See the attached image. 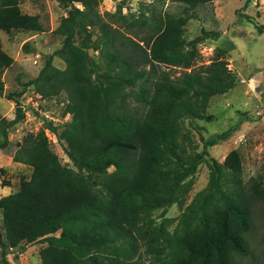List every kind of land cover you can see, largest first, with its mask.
<instances>
[{
    "label": "trees",
    "instance_id": "trees-1",
    "mask_svg": "<svg viewBox=\"0 0 264 264\" xmlns=\"http://www.w3.org/2000/svg\"><path fill=\"white\" fill-rule=\"evenodd\" d=\"M55 1L65 12L54 30L61 46L23 86L42 98L66 94L71 118L45 128L71 165L52 150L44 128L16 143L12 159L32 170L0 198L2 261L8 264L10 249L40 242L41 264H236V255L248 254L256 206L264 210L263 178L243 180L236 149L223 161L210 155L208 146L233 130L200 136L198 151L185 123L209 119V99L238 82L222 49L189 69L199 57L197 43L218 33L202 29L187 40L185 26L213 0H173L180 12L164 10L167 0H150L136 17L121 4L100 12L102 0ZM41 28L19 0H0V30L10 36ZM256 29L262 33L264 23ZM54 56L64 68L53 65ZM13 63L0 40V95L2 72ZM168 67L185 71L173 76ZM4 97L15 109L12 118L0 116V149L10 144L8 128L24 118L15 94ZM202 163L207 183L186 202ZM173 204L180 212L166 216Z\"/></svg>",
    "mask_w": 264,
    "mask_h": 264
},
{
    "label": "rangeland",
    "instance_id": "rangeland-1",
    "mask_svg": "<svg viewBox=\"0 0 264 264\" xmlns=\"http://www.w3.org/2000/svg\"><path fill=\"white\" fill-rule=\"evenodd\" d=\"M19 1L23 12L39 16L42 28L37 32L18 31L10 36L0 30L2 49L14 59L13 65L2 72L4 90L3 95H0V116L12 118L14 115L15 102L5 98L6 93H14V100L24 110V118L8 128L10 143L8 148L0 149V190H3L0 191V197L17 191L20 179L30 177L31 167L14 161L12 155L17 142L35 135L42 128L49 138L52 150L61 162L70 164L64 153L62 142L45 128L47 121L59 126L71 118V115L64 113L67 105L66 94L42 98L35 92L32 85L23 86L25 82L38 75L44 58L61 46L63 37L54 30L65 12L55 0ZM149 1L102 0L99 10L114 12L121 4L124 14L136 17L142 3ZM217 7L220 10L223 8L219 16L215 11ZM164 10L180 12L181 6L176 1L167 0ZM246 16H249L251 21ZM263 23L264 0H215L206 5V8H200L196 18L189 19L185 26L184 37L191 40L198 36L202 29L218 33V38L208 37L197 43L199 57L189 69L209 63L214 52L222 49L225 51L224 56L229 63V68L238 78V83L232 90L210 98L206 109L209 119L185 120L191 131L192 144H196L199 151L202 148L200 136L208 138L233 130L228 139L208 146L210 155L223 161L230 150L236 149L242 161L243 180L261 176L264 185V31L259 35L256 29L257 25ZM80 36L81 34L76 36L77 40ZM90 53L92 54L91 50ZM52 63L60 69L65 66L57 56L53 57ZM167 70L173 76H178L185 71L179 67H168ZM190 122L192 127L189 126ZM189 147L192 146L189 145ZM112 169V167L109 168V170ZM207 180L208 167L202 163L197 167L194 183L186 202L205 187ZM6 182H9L11 187L4 188ZM255 210L256 224L251 235L248 236V254L236 255V264H264V219L260 215L264 213V210L260 205H257ZM179 212V207L173 204L168 207L166 216L176 217ZM158 213L159 210L153 215L157 216ZM44 245L45 243L40 242L28 244L25 246L26 251L22 254L16 252L17 249H10L6 254L11 260L7 262L8 264H32L37 248ZM0 264H6L2 261L1 254Z\"/></svg>",
    "mask_w": 264,
    "mask_h": 264
},
{
    "label": "crops",
    "instance_id": "crops-1",
    "mask_svg": "<svg viewBox=\"0 0 264 264\" xmlns=\"http://www.w3.org/2000/svg\"><path fill=\"white\" fill-rule=\"evenodd\" d=\"M213 1H215V0H213ZM212 1V2H213ZM229 1V0H228ZM19 6H20V1H19ZM224 7V6H223ZM203 8H206V7H203ZM223 9V8H222ZM222 9L220 10V9H218V7L215 9V11H216V15L217 16H219V15H221V13H222ZM224 16V15H223ZM259 35H261V33L259 34ZM218 37H219V34H218ZM217 37V38H218ZM238 83V82H237ZM237 85V84H236ZM235 85V86H236ZM234 86V87H235ZM233 87V88H234ZM232 88V89H233ZM232 89H230V90H232ZM229 90V91H230ZM229 91H227V92H229ZM227 92H225V93H227ZM224 94V93H223ZM218 95H221V94H218ZM218 95H214V96H218ZM213 97V96H212ZM210 100V99H209ZM218 144V143H217ZM6 184H8V185H4L3 187L4 188H9V187H11V184L9 183V182H6ZM0 191H3L2 189L0 190ZM10 193H12V192H10ZM1 198V197H0ZM41 244H43V243H41ZM42 247V246H41ZM40 249V248H39ZM39 249L37 248V253H36V257L33 259V261L31 262L32 264H41V261H40V258H39V254H38V251H39ZM26 251V248L23 250V251H21V252H18L19 254H22V253H24ZM17 252V251H16ZM30 255H32V254H30ZM7 256V260L9 261V260H11V258L10 257H8V254L6 255ZM32 257H33V255H32ZM32 257L30 258V259H32ZM10 258V259H9Z\"/></svg>",
    "mask_w": 264,
    "mask_h": 264
}]
</instances>
